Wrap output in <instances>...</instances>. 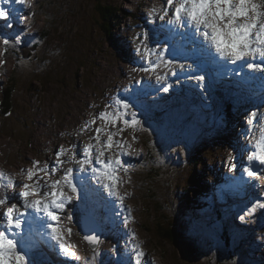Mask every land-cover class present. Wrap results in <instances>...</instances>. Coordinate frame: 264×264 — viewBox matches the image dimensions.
<instances>
[{"label": "rangeland", "instance_id": "obj_1", "mask_svg": "<svg viewBox=\"0 0 264 264\" xmlns=\"http://www.w3.org/2000/svg\"><path fill=\"white\" fill-rule=\"evenodd\" d=\"M2 4L10 7L9 19H0V100L7 81H19L11 116L0 114V172L5 174V184L8 178L17 185L29 182L22 170L32 168V161L50 167L60 147H75L79 156L84 145L94 142L95 129L103 125L99 119L95 124L91 121L105 110L111 113L113 109L106 106L117 97L134 101L149 131L123 133L131 155L121 157L127 172H120L119 186L124 205L131 210V222L124 225L123 216L128 213L123 212L113 223L95 194L90 198L104 241L97 249L96 264L127 260L131 243L142 247L144 264H264V208L246 214L254 201H264V178L245 175L250 182L240 184V175L228 166L240 161L236 169L241 173L246 162L241 147L248 144L242 133L249 113L264 119V111L256 107L264 108V103L253 105L239 94L233 98L231 92L217 96L216 81L211 83L206 75L199 86L179 68V79L165 68L158 69L172 85L164 92L154 75L135 70L146 66L137 54L143 32L149 34L148 47H168L165 30L157 35L168 17L162 21L150 13L153 7L162 9L164 0H25L19 4L24 5L21 9L16 0ZM5 38L12 41L7 48ZM167 58L186 67L194 63ZM192 68L199 71L197 66ZM250 93L246 91L254 96ZM231 102L235 111L228 107ZM199 150L205 152L201 158ZM70 156L62 159L68 161ZM76 166L65 163L63 167ZM41 176L42 183L51 182L47 175ZM197 181L203 184L201 189ZM92 184L98 187L95 181ZM19 191L16 187L0 192L9 197L0 214L16 202L12 198ZM104 198L111 199L107 194ZM115 208L121 211L118 204ZM72 214L74 226L64 224L73 228L69 239L76 244L80 260L68 264H85L92 258V247L82 239L81 213L73 210ZM220 215L224 218L218 220ZM241 215L244 220L239 219ZM170 224L179 239L168 238ZM130 230L136 234L135 241L128 235ZM41 246L57 258L55 248ZM36 258L42 264H58L41 254Z\"/></svg>", "mask_w": 264, "mask_h": 264}, {"label": "snow or ice", "instance_id": "obj_2", "mask_svg": "<svg viewBox=\"0 0 264 264\" xmlns=\"http://www.w3.org/2000/svg\"><path fill=\"white\" fill-rule=\"evenodd\" d=\"M2 2L10 4L12 0ZM16 2L24 4L25 0ZM150 13L151 17L159 16L162 21L168 17L157 30V35L159 31L167 30L165 40L168 47H148L149 34L143 32L137 54L146 62V66L135 70L154 75L164 92H168L172 85L168 82L167 74L161 75L158 72L161 68L167 69L177 79L180 78L176 72L179 68L186 73V79L195 80L199 86L203 85L208 75L205 68L209 65L226 70L225 75L228 71H236L228 69L230 64L238 65L240 69L246 67L264 72V0H164L162 9L153 7ZM0 19H9V13L3 7H0ZM150 22L155 23V19ZM11 42L5 38V48ZM190 45H195V48H189ZM169 55L185 59L191 56L199 71L190 65L186 67L183 63H174L173 59L167 58ZM106 108L113 111L109 113L105 110L91 121V124H95L99 119L103 125L95 129L92 137L94 142L84 145L79 156L75 147H60L50 167H41L39 161H32V168L22 170V175L29 181L22 185H17L11 178L5 184V174L0 172V192L8 188H21L12 198L16 202L0 214V264H42L36 258L42 244L55 248L57 254L66 260L78 262L80 257L75 251L76 245L69 239L74 234L73 228L64 224L67 221L74 226L73 210L81 213L78 223L83 233L82 239L92 247V258L85 261V264H96L97 249L104 241L96 209L89 207L90 198L94 194L100 205L110 213L109 220L114 223L115 216L127 212L128 215L123 216V223L127 226L131 222V210L125 207V196L118 190L122 182L120 172H127L121 157L131 155V146L123 139V133L127 129H149L139 118L133 104L123 98H115ZM247 124L242 134L248 144L241 147L247 161L241 167L240 184L250 182L244 179L245 175L254 179L264 178V119L259 118L256 112H251ZM88 126L85 125V130ZM111 128L116 130L111 131ZM105 136L106 139L103 138ZM69 153V160H63L62 157ZM65 163L78 167L65 169ZM228 166L231 171H236L235 163L230 162ZM41 173L47 175L49 180L57 173L62 174L58 179L42 183ZM93 181L98 187H93ZM102 192H106L111 199H105ZM74 200L79 203L74 204ZM8 202L7 195L0 196V207ZM117 204L121 209L119 212L115 208ZM70 205L72 208H69ZM258 208H264V201H254L246 209V214L251 216ZM244 218V215L239 217L241 220ZM128 235L131 241L136 240L134 231L130 230ZM144 255L139 244L131 243L129 258L117 260L116 264H144Z\"/></svg>", "mask_w": 264, "mask_h": 264}, {"label": "bare ground", "instance_id": "obj_3", "mask_svg": "<svg viewBox=\"0 0 264 264\" xmlns=\"http://www.w3.org/2000/svg\"><path fill=\"white\" fill-rule=\"evenodd\" d=\"M2 3H3L2 0H0V7H3L5 10H7V8L10 7V6H4ZM11 3H13V0H12ZM19 4L20 3L17 4V8L18 9H21V8L24 7V5H19ZM10 11H12V10L10 9ZM13 16H14V13H11V17H13ZM165 33H167V30L166 29H165ZM188 47L191 48V49H194L195 48V45H190ZM185 60H191L193 62V58L191 56H189ZM190 66L191 67H196L197 65H196V63H191ZM236 68H237V65H234L233 69H235L236 71L235 72L228 71L227 72V75H225V71L226 70L217 69L215 66H212V65H209V66H207L205 68V71L208 73L207 76H209V78H210V82L212 83V82L216 81V85L214 87V94L217 95V96L222 97V95H225L224 93L227 94V93L231 92V90L233 89L234 97H235V95L239 94L240 97H241V99L242 98H244V99L246 98L248 100H252L250 103H253V105H257L258 103L261 104V101L260 100H262L263 103H264V76L261 77V78L260 77H256V75H255V73L253 71V73L249 77V78H251V80L249 82H247V79H249V78H246V81H243L242 80V78L245 77V74H242L241 75L242 78L241 79L239 78V80H238L237 79L238 78V74H237L238 73V70ZM228 69H232V68H230V65H228ZM248 72L246 74H248ZM260 76H262V75H260ZM233 86H235V87L233 88ZM247 90H248V94L251 92L254 96H251V95L250 96L249 95L247 96L246 95V91ZM251 90H253V91H251ZM260 90H262V91L260 92ZM256 98L259 99V102L257 101ZM195 99H197V98H195ZM129 103L135 105L137 108L139 107L138 104L135 103L134 101L129 102ZM256 107L259 108L260 106H256ZM260 108L262 109L263 106L260 107ZM262 111H264V109ZM262 111H260V112H262ZM74 245H76V244L74 243ZM38 251H40V252H43V251L44 252H47L46 248L45 247H42V246L40 247V249ZM56 252H57V250H56ZM56 259H58V260L59 259H62V256L58 255ZM67 261H69L67 263H73L70 260H67Z\"/></svg>", "mask_w": 264, "mask_h": 264}, {"label": "trees", "instance_id": "obj_4", "mask_svg": "<svg viewBox=\"0 0 264 264\" xmlns=\"http://www.w3.org/2000/svg\"><path fill=\"white\" fill-rule=\"evenodd\" d=\"M114 29L115 28L113 27V32H114ZM44 62H45V59H44ZM43 66L46 67L45 64ZM18 85H19L18 80L11 79V80L7 81V85L5 86V89L2 91L3 97L0 100V114L3 115L4 117H6V116L10 117L11 116L10 112H12L13 108H14V107H12V105H13V102L15 99V95L18 92V89H17ZM197 183H198V181H197ZM202 185L203 184L201 182H199L197 187L201 189ZM221 216L222 215H220V217H218V220L221 219ZM222 217L224 218V216H222ZM174 226H175V224H174ZM168 238L171 241L179 239L178 234H176L175 231L173 232V226L171 224H170V230H169V237Z\"/></svg>", "mask_w": 264, "mask_h": 264}]
</instances>
